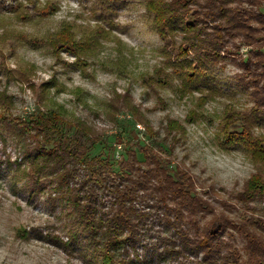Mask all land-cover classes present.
<instances>
[{"label":"rangeland","instance_id":"obj_1","mask_svg":"<svg viewBox=\"0 0 264 264\" xmlns=\"http://www.w3.org/2000/svg\"><path fill=\"white\" fill-rule=\"evenodd\" d=\"M250 1L229 6L258 13ZM147 2L0 0V264H101L87 249L54 245L68 241L70 216L48 203L47 188L31 195L35 186L25 176L22 152L31 139H22L20 126L16 136L14 124L30 125L39 114H57L58 132L71 143L79 140L88 158L103 159L113 169L127 151L140 159L139 147L152 145L170 167L188 170L216 212L221 211L216 201H222L236 206L225 212L231 223L244 213L232 198L256 170L264 174V164L226 138L242 132L264 138V122L251 125L243 118L254 103L239 66L255 50L264 52V30L252 22L256 41L225 43L213 64L197 68L196 56L173 60L170 45L155 32ZM191 72L201 76L186 82ZM171 121L181 128L167 134ZM31 181L47 184L38 177ZM250 206L260 215L264 197ZM209 217L197 215L199 224ZM221 241L242 253L244 240L232 228H225ZM143 250L120 249L132 260L139 259L133 251L140 256Z\"/></svg>","mask_w":264,"mask_h":264},{"label":"trees","instance_id":"obj_2","mask_svg":"<svg viewBox=\"0 0 264 264\" xmlns=\"http://www.w3.org/2000/svg\"><path fill=\"white\" fill-rule=\"evenodd\" d=\"M232 2L238 0H148L147 6L155 32L170 45L173 60L196 56L194 64L203 68L213 64L225 43L233 46L238 39L251 45L256 41L252 22L264 30V0L250 1L259 8L258 13L230 7ZM169 34L178 35L182 42L172 41ZM253 56L239 61L248 76L246 82L252 86L254 105L243 116L251 125L264 122V52L257 49ZM194 76L201 75L191 72L185 81L192 82ZM57 121L58 115L49 112L32 117L30 125L14 124L24 131L21 134L17 128L16 136L31 139L30 146L22 151L28 162L25 176L35 186L31 195L47 188L48 203L60 205L70 216L68 241H52L54 245L87 249L101 264L161 260L173 264H264V211L256 215L259 209L250 206L264 197V174L259 169L233 196L244 213L238 222L231 223L225 212L234 210V204L216 201L221 208L216 212L212 203L197 192L188 170L170 167V161L152 145L139 147L140 159L134 151H127L118 168L113 169L103 159L88 158L79 140L71 143L56 130ZM178 128L171 121L165 130L171 134ZM49 132L54 134L51 139ZM89 133L93 135L94 130ZM226 140L242 144L253 162L264 164V138L242 132ZM35 177L47 184L36 185L31 181ZM51 193L55 198L50 199ZM206 213L209 219L199 224L197 215L203 218ZM228 227L244 240L242 253L222 244ZM125 245L144 249L140 256L133 251L139 259H127L120 251Z\"/></svg>","mask_w":264,"mask_h":264}]
</instances>
